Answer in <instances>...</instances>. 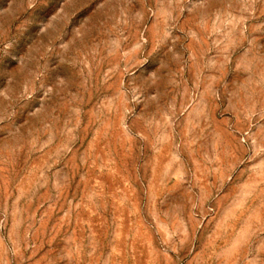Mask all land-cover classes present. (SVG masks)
I'll return each mask as SVG.
<instances>
[{
  "label": "rangeland",
  "instance_id": "374dc122",
  "mask_svg": "<svg viewBox=\"0 0 264 264\" xmlns=\"http://www.w3.org/2000/svg\"><path fill=\"white\" fill-rule=\"evenodd\" d=\"M0 264H264V0H0Z\"/></svg>",
  "mask_w": 264,
  "mask_h": 264
}]
</instances>
